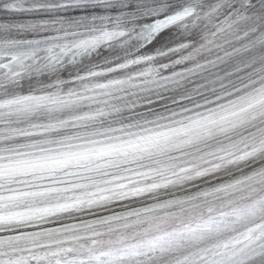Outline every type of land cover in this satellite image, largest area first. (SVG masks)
Segmentation results:
<instances>
[{"label": "snow or ice", "instance_id": "snow-or-ice-1", "mask_svg": "<svg viewBox=\"0 0 264 264\" xmlns=\"http://www.w3.org/2000/svg\"><path fill=\"white\" fill-rule=\"evenodd\" d=\"M0 264H264V0H0Z\"/></svg>", "mask_w": 264, "mask_h": 264}]
</instances>
